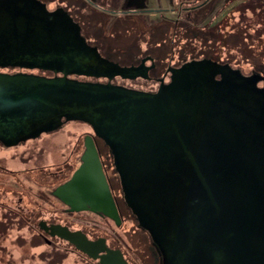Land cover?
<instances>
[{
  "label": "flooded vegetation",
  "instance_id": "flooded-vegetation-1",
  "mask_svg": "<svg viewBox=\"0 0 264 264\" xmlns=\"http://www.w3.org/2000/svg\"><path fill=\"white\" fill-rule=\"evenodd\" d=\"M213 1L0 0V73L54 77L61 76L65 70L69 79L111 83L159 96L157 100L137 102L140 107L135 112L138 114L125 130L119 128L112 117L100 118L92 125L57 110L41 116L31 113L25 120H10L0 114V152H10L13 161L29 163L31 158L34 162L42 158V144L39 151L29 155L24 151L17 154L13 148L31 142L34 149L41 138L55 134L67 123L76 121L89 129L73 146L74 161L70 165L67 157L63 158V151L59 163L36 164L28 169L8 168L0 157V175L9 177L4 182L0 180V236L10 224H22L34 240H42L49 249L61 245L77 252L66 241L49 236L41 227L42 224H61L71 230H81L90 239L104 237L107 245L119 248L130 264H176L175 245L171 239H166L173 228H169L170 218H185L179 213L182 215V208L186 209L188 219L183 223L195 232L203 229L207 220L201 222L197 210L207 213L211 204L207 199L197 203L194 198L185 201L175 195L174 180L178 173L158 159L164 151L159 142L165 138L177 142L182 134L179 129L182 114H195V107L191 105L184 111L175 97L166 101L161 95L163 91L173 86L176 92L178 77L186 74L190 87H194L198 78L204 89L218 94L217 97L225 96L233 106H241L243 98L249 94L251 123L264 133V103L261 109L258 106L264 97L261 92L264 70L259 69L258 64L247 73L231 67L224 36L200 31L208 22ZM39 2L47 10L44 18L36 7ZM25 10L29 17L25 22L19 23L11 16ZM172 11H177L178 16L168 15ZM180 14L184 18L181 19ZM225 15L218 19L215 27L222 28ZM127 21H134L142 35H119L116 30L125 28ZM71 25L76 26L75 30ZM109 26L113 28L111 31L106 29ZM207 32L210 38L205 36ZM218 42L223 44L219 46L221 51L216 49ZM213 110L218 111L217 119L223 123L226 115L222 107ZM89 148L94 151L108 190L91 202L93 207L102 206L98 212L84 210L81 194L73 184L69 185ZM166 148V152L170 150V146ZM45 167L54 169L46 171ZM189 171L190 186L195 174L191 167ZM36 173L40 174L39 180L35 181L34 177L30 180ZM20 176H27V182L35 188L26 185ZM53 179L58 183L51 188ZM139 184L143 185L141 189ZM53 196L64 206H52ZM83 211L94 212L117 227L129 226L128 230L141 239L140 249L127 246L120 235L107 230L111 228L109 222L104 228L80 218L79 212ZM162 223H167V229L159 228ZM144 246L148 247L146 252L141 250ZM3 250L0 244V251Z\"/></svg>",
  "mask_w": 264,
  "mask_h": 264
},
{
  "label": "water",
  "instance_id": "water-1",
  "mask_svg": "<svg viewBox=\"0 0 264 264\" xmlns=\"http://www.w3.org/2000/svg\"><path fill=\"white\" fill-rule=\"evenodd\" d=\"M36 7L44 18L45 5L39 2ZM25 12L11 16L22 23L29 18ZM71 26L75 30L76 26ZM67 73L63 70L61 76L54 77L0 73V114L10 120H25L31 113L41 116L57 110L92 125L100 118L112 117L125 130L138 114L137 102L159 98L157 93L111 83L69 79ZM178 78V90L175 92V87L170 86L161 95L166 101L175 97L184 111L192 105L195 114H182V134L177 142L172 138L174 142L168 138L159 142L164 151L158 159L178 173L175 195L185 201L194 198L197 203L207 199L211 207L207 213L197 210L200 221L207 220L203 229L195 232L184 225L188 219L186 209L182 208V215L179 213L185 218H170L169 228H173L166 239L175 245L176 264H264V133L253 128L252 115L244 118V106L252 104L251 97L247 94L241 106H233L225 96L217 97L218 94L204 89L198 78L194 87L189 86L186 74ZM261 92L264 96V90ZM263 101L258 103L260 109ZM220 107L226 115L223 123L217 119L218 111L213 110ZM166 146L171 151L166 152ZM83 160L69 185L73 184L81 194L84 210L98 212L102 206L93 207L91 202L108 193L105 179L91 148L86 150ZM190 167L195 179L189 186ZM166 226L162 223L159 228ZM41 227L49 236L66 241L97 264H130L119 248L107 245L104 237L90 239L81 230L61 224Z\"/></svg>",
  "mask_w": 264,
  "mask_h": 264
},
{
  "label": "rangeland",
  "instance_id": "rangeland-1",
  "mask_svg": "<svg viewBox=\"0 0 264 264\" xmlns=\"http://www.w3.org/2000/svg\"><path fill=\"white\" fill-rule=\"evenodd\" d=\"M262 1L263 5H261ZM168 15L177 17L178 13L177 11H172ZM224 15L225 20L221 22L223 25L221 26L222 28L215 27V23H217L218 19ZM180 18H184L182 14H180ZM125 23V28H122L123 30H116L119 31V35H142L139 31L140 27L136 26L137 24L135 25L134 21H127ZM106 29L111 31L113 28L109 26ZM200 29H202L200 30L201 32L211 31L213 33L216 32V35L224 36V39L227 41L226 51L228 52L227 57H229L228 63L231 67L240 68L247 73L255 64H258V68L264 70V0H215L211 4V13L208 22ZM237 35L239 38H237ZM205 36L210 38L211 34L207 32L205 33ZM236 45L239 46V49ZM219 46L222 47L223 44L222 46L220 42L216 44L217 51H221ZM244 108L247 110L251 109L246 105ZM247 110L244 111V116L246 117L243 116L246 119L252 115V113ZM87 130H89L88 127L79 122L74 121L67 123L55 134L47 138H41V140H39L34 146V149L32 148L31 142L26 143L25 146L19 145L16 148H13V151L17 154L24 151V154L29 155L39 151L40 149L38 147L42 144V158L37 159L35 162L33 161V158H31V161L27 163L20 160L13 161L10 158V152H0V157L3 160L2 163L12 169H28L36 164H44L45 166L48 164L59 163L61 160L59 155L60 152L63 151V158L65 159L67 157V162L70 165L74 161L72 153L73 146L77 144L80 136ZM74 166L75 163L73 167ZM45 168L46 171L54 169V167ZM32 175L29 177L30 180L32 177H34L33 179H35V181L39 180V173ZM8 178V176L0 175V180L3 182L8 180ZM20 178L26 183V185H30V187L33 186L31 183L27 182V180H29L27 176H20ZM57 183L58 181L53 179L51 182V188H54ZM142 186V184H139L138 188L141 189ZM139 194L142 195V192H139ZM36 201L39 202L40 200L36 199ZM51 201L53 204L52 206H64L63 204H60L54 196L51 197ZM79 213L80 218L98 223V225L104 228L107 227L109 222L111 228L107 227V230L111 229L115 231L117 235L121 236L125 244H128L127 246L132 247L134 250L138 249V247L140 249L141 244L139 241L141 239L134 233L132 234L130 232L131 230H128L129 226L117 227L111 221L102 220L100 216L91 211H83ZM10 225L11 226H8V229L3 230L2 236H0L2 237L0 244L4 247V250L0 251V264H95L94 261L87 259L78 252L66 248L65 246H52L50 250L42 240H39L38 238L34 240L31 236V232L28 231L26 226L22 224L18 225L16 223ZM141 250L142 252H146L148 247L144 246Z\"/></svg>",
  "mask_w": 264,
  "mask_h": 264
},
{
  "label": "trees",
  "instance_id": "trees-1",
  "mask_svg": "<svg viewBox=\"0 0 264 264\" xmlns=\"http://www.w3.org/2000/svg\"><path fill=\"white\" fill-rule=\"evenodd\" d=\"M259 95L261 96V93Z\"/></svg>",
  "mask_w": 264,
  "mask_h": 264
}]
</instances>
